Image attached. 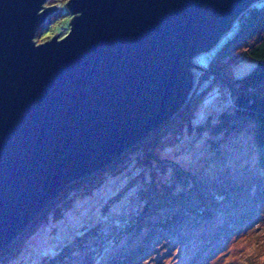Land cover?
Wrapping results in <instances>:
<instances>
[{"label":"water","instance_id":"water-1","mask_svg":"<svg viewBox=\"0 0 264 264\" xmlns=\"http://www.w3.org/2000/svg\"><path fill=\"white\" fill-rule=\"evenodd\" d=\"M254 1L65 0L68 30L36 42L54 3L0 0V249L180 108L195 54Z\"/></svg>","mask_w":264,"mask_h":264},{"label":"rangeland","instance_id":"rangeland-1","mask_svg":"<svg viewBox=\"0 0 264 264\" xmlns=\"http://www.w3.org/2000/svg\"><path fill=\"white\" fill-rule=\"evenodd\" d=\"M64 2L43 0L41 7L54 3L55 8L36 26L34 41L68 30L71 14ZM233 30L195 54L203 69L194 76L189 126L173 142L151 151L189 167L193 179L188 186L179 185L174 200L148 211L136 193L142 182L135 161L142 149L127 148L130 157L105 168L100 181L87 188L79 184L84 190L76 192L78 187L67 188L68 206L44 209L16 248L0 252V264H264V148L253 141L247 125L217 147L208 142V127L196 131L197 124L231 105L230 83L255 64L240 51L213 61ZM142 172L149 176L147 169ZM154 172L153 181L160 183L172 171L165 166Z\"/></svg>","mask_w":264,"mask_h":264},{"label":"trees","instance_id":"trees-1","mask_svg":"<svg viewBox=\"0 0 264 264\" xmlns=\"http://www.w3.org/2000/svg\"><path fill=\"white\" fill-rule=\"evenodd\" d=\"M233 27V32L217 48L213 61H217V59L222 57H226V59L234 57L240 51L242 55L254 59L255 64L241 76L234 78V81L230 83L231 105L219 110L213 120L205 121L206 124H197L196 131L200 132L205 127H208L212 134V136L208 137V142L210 146L217 147L218 143L226 139L232 132L247 125L253 141L264 148V0L256 4L252 3L243 9L230 28ZM210 63H212V60ZM225 67L229 70L228 64ZM228 70L226 69V72ZM190 94L187 95L188 97L182 106L174 111L171 116L126 147L109 163L69 181L35 213L28 224L16 234V239L0 249V252L5 251L4 255H6L16 248L20 239L42 215L41 212L44 209H56L68 206L69 204L65 202L66 198L64 197L65 194L67 195V188L78 187L79 189L75 190V192L84 190L80 188L79 184H82L83 188H87L92 184V181L95 180L97 182L103 178L102 172L105 168L113 169L120 166L124 157H127V159L130 157L127 148L142 149L140 154L136 155L135 164L141 167L139 178L142 184L139 185L136 193L144 199V207L150 211L154 210L163 201L169 202L171 199L174 200L175 198L173 199V197L181 193L180 186L184 184L188 186L187 182L193 179V174L189 167L180 165L175 160L157 158L151 155V151L154 148H159L173 142L182 133L184 127L188 128L189 117L192 114V107L196 97L189 98ZM215 134H219L218 137ZM135 145L136 147H134ZM165 166L169 167L172 171L170 177L165 178V181L160 183L153 181L152 178L155 176L154 171L157 168L161 169ZM144 169H147L149 172L148 177L143 176L142 171ZM58 198L64 199L61 203H58L56 201ZM72 245L74 244H71L70 247Z\"/></svg>","mask_w":264,"mask_h":264},{"label":"built area","instance_id":"built-area-1","mask_svg":"<svg viewBox=\"0 0 264 264\" xmlns=\"http://www.w3.org/2000/svg\"><path fill=\"white\" fill-rule=\"evenodd\" d=\"M239 14H240V13H239ZM238 16H239V15H238ZM236 18H237V17H236ZM234 21H235V20H234ZM234 21H233V22H234ZM232 24H233V23H232ZM194 61H195V59H194ZM193 84H194V80H193L192 86H191V88H190V90H189V92H188V95L190 94V91H191V90L193 89V87H194ZM187 97H188V96H187Z\"/></svg>","mask_w":264,"mask_h":264},{"label":"bare ground","instance_id":"bare-ground-1","mask_svg":"<svg viewBox=\"0 0 264 264\" xmlns=\"http://www.w3.org/2000/svg\"><path fill=\"white\" fill-rule=\"evenodd\" d=\"M48 14V13H47Z\"/></svg>","mask_w":264,"mask_h":264},{"label":"clouds","instance_id":"clouds-1","mask_svg":"<svg viewBox=\"0 0 264 264\" xmlns=\"http://www.w3.org/2000/svg\"><path fill=\"white\" fill-rule=\"evenodd\" d=\"M195 59V58H194Z\"/></svg>","mask_w":264,"mask_h":264}]
</instances>
